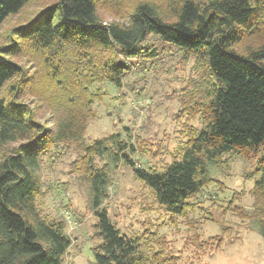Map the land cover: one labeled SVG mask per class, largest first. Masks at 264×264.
Returning a JSON list of instances; mask_svg holds the SVG:
<instances>
[{"label":"trees","instance_id":"16d2710c","mask_svg":"<svg viewBox=\"0 0 264 264\" xmlns=\"http://www.w3.org/2000/svg\"><path fill=\"white\" fill-rule=\"evenodd\" d=\"M31 1L0 0V29ZM13 33L19 43L0 47V264H63L71 240L62 223L45 219L38 210L39 165L53 148L74 144L82 149L96 98L91 87L109 82L121 88L135 63L158 56L159 45L207 68L209 77L199 89L204 99L192 103L204 127L193 130L180 156L161 171L137 168L127 153L135 151L133 145L123 141L111 146L106 138L85 147L80 162L91 183L99 240L90 264H177L162 250L151 252L153 242L161 249L165 241L160 237L150 234L142 242L112 223L102 207L109 172L94 164L105 154L114 165L130 167L159 208L173 217L186 216L190 201L212 182L209 165L226 154L255 158L262 176L256 181L254 210L249 215L236 208L261 222L264 237V0H171L162 8L144 1L126 22L110 24L101 20L96 0H57ZM25 49L43 59L44 78L60 93L67 114L57 129L40 123L22 100L30 78L12 59ZM183 109L190 111L185 103ZM193 243L204 251L217 248L222 238L201 241L196 235Z\"/></svg>","mask_w":264,"mask_h":264},{"label":"rangeland","instance_id":"374dc122","mask_svg":"<svg viewBox=\"0 0 264 264\" xmlns=\"http://www.w3.org/2000/svg\"><path fill=\"white\" fill-rule=\"evenodd\" d=\"M144 1L162 8L171 0H96L99 16L107 24L126 22L134 6ZM56 2L32 0L10 17L0 29V47L19 43L13 29L29 23ZM59 22L57 18L55 24ZM12 60L30 78L22 100L40 123L57 129L67 112L62 108L60 93L51 89L49 78H44L43 59L25 49ZM134 68L121 88L109 82L91 87L96 98L81 140L83 148L74 144L53 148L55 152L45 157L37 170L41 188L38 210L45 219L62 223L71 240L63 264H90L99 243L94 236L97 218L91 210V183L80 162L86 146L106 138L111 146L123 141L133 145L135 151L127 153L137 168L161 171L175 155L180 156L193 130L204 127L192 103L194 99L199 103L204 99L199 89L209 77L205 65L194 57L185 58L177 49L159 45L155 59L137 62ZM184 103L190 111L183 109ZM94 164L109 172L110 185L102 207L119 231L129 237L139 235L142 242L151 235L165 241L161 249L153 242L151 252L162 250V255L173 256L177 264H264L261 222L244 212L242 215V210L236 208H243L249 215L254 210L256 181L262 176L255 158L226 154L209 165L212 182L190 201L184 217H173L160 209L150 189L135 178L133 170L121 162L114 165L109 154L96 157ZM196 235L201 241L221 237L222 243L200 251L193 243Z\"/></svg>","mask_w":264,"mask_h":264}]
</instances>
